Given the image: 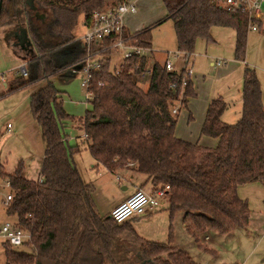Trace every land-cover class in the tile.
I'll list each match as a JSON object with an SVG mask.
<instances>
[{"label": "trees", "instance_id": "obj_1", "mask_svg": "<svg viewBox=\"0 0 264 264\" xmlns=\"http://www.w3.org/2000/svg\"><path fill=\"white\" fill-rule=\"evenodd\" d=\"M120 1L2 0L0 26L7 44L17 47L19 53L15 52L25 59V72L11 73L0 96L39 84L29 95V107L45 142L36 179L22 175L21 160L12 172L0 167V178L10 183L5 212L29 233L22 243L28 250L2 243L4 264H200L173 244L171 222L176 213H182L195 241L209 230L226 233L247 226L250 208L237 185L259 181L264 186V105L255 68L244 64L242 109L236 121L221 117L228 105L225 98L210 99L200 133L215 137L214 146L180 138L175 134L177 112L195 95L191 76L182 84L184 66L168 70L164 62H151L143 87L138 75L146 56L126 59L116 72L111 50L105 47L108 39L87 43L73 33L80 15L87 20L92 11ZM162 2L166 15L157 22L172 20L177 50L185 56L192 55L198 38L212 40L211 26L222 25L235 30L234 57L245 59L249 22L257 23L258 18L228 10L219 0ZM151 27L135 30L131 40L150 47ZM21 30L25 47L18 43ZM123 34L128 30L123 28ZM98 50L100 68L89 82L93 97L87 99L90 105L84 114L76 117L64 109V91L54 78H72L71 68ZM69 124L80 130L78 136L96 166L142 172L151 190L169 185L164 193L169 217L165 241L136 233L131 219L143 215L116 221L110 212L99 213L94 185L81 177L73 161L80 143L69 142Z\"/></svg>", "mask_w": 264, "mask_h": 264}, {"label": "crops", "instance_id": "obj_2", "mask_svg": "<svg viewBox=\"0 0 264 264\" xmlns=\"http://www.w3.org/2000/svg\"><path fill=\"white\" fill-rule=\"evenodd\" d=\"M135 4V12H126L123 15L124 28L127 29L128 32H134L135 30L154 24L166 15V9L162 0H135ZM263 22L264 11L262 9L261 18H259V21L257 22V29L253 30L257 31L260 29ZM4 30V27L0 26V72H8L11 74V72H13L16 68L25 64V59L18 55L15 50H13V48L7 44L4 38ZM250 30L251 29L249 28L248 33ZM210 32L212 36L211 41L198 38L195 42L194 50L190 57V64L192 66L191 83L193 89L195 90V95L189 97L186 101V104L182 106L180 110H178V120H176L175 125V134L178 137L206 146H214L217 141L215 137L200 133V127L210 99L212 97L222 96L228 103L225 109L231 108V106H233V108L235 107L237 110L242 109L241 89L244 64L245 62L250 64L246 61V58L256 67L257 75L261 83V99L264 105V51L260 53V57L255 56L250 58V56L247 54L249 51V34H247V52H245V59L238 60L234 57L235 30L230 26L213 25L211 26ZM259 33L261 34V31H259ZM20 34L21 40L19 42L22 46H24L26 44L24 40V32L20 31ZM263 38L264 36L261 37L260 43H264ZM179 55L181 56L179 58L183 61L184 58L180 53ZM151 57L153 58V61L156 60L153 52L150 53V58ZM260 58L261 61H258ZM182 61H179V64L174 62L175 67H173V69H181L183 67ZM217 61H219V63ZM70 79L71 78H54L55 83L59 84L63 89V94H65L66 90H69L67 84L69 83ZM5 85L6 82L1 84L0 89H4ZM38 86L39 84L36 83L30 84L26 87L16 89L0 96V100L11 99L10 101L12 103L17 102L19 104V100L24 101L22 105L20 104L21 107L11 109L13 110L12 113L10 110L7 111L4 109L3 115L0 114V139L8 133L11 135H16L17 133L23 136L25 142L30 144L32 147H29L28 152L17 154L12 153L9 149L4 151L3 147L0 148V167L4 172H12L20 160L23 163L21 172L23 176H26L25 172L29 171L32 166H37L40 171V164L44 153L45 142L39 123L33 117L29 107V95ZM222 116L223 115H221V117ZM3 117H5V123L4 119H2ZM222 119H225V121L227 120L225 117H222ZM7 122H10V127H7ZM34 143H39V154L34 151ZM120 170L122 172V176L117 174L118 180H121L118 184L127 183V185H121V188L124 190L123 194L117 199L108 203L106 213H109L114 205L130 195L136 187L140 186L144 190L151 191V184L147 180V177L144 173L131 168H123ZM146 184L147 188L145 187ZM237 193L241 198L247 200L249 206L252 204H260L261 201H264V186L259 181L238 184ZM163 202L154 211L131 219L135 231V223L140 221L142 217L146 215H158V213H161L159 210L161 209ZM179 217L182 226L180 234H185L187 241L191 239L195 244L199 245V243H205L206 240L211 238V235L207 231L202 235V237H200V242L195 241L185 228V225L182 221L181 212H179ZM154 219H156V217ZM165 224L166 226L164 232H162V228L158 229L160 235L164 234L165 232H167L165 235H168L167 220ZM136 233L139 234L137 231ZM150 233L155 234V231H150ZM213 233L216 232L213 231ZM167 235L165 239H167ZM177 242V239L173 235V244L177 247L183 248V245L181 246V243ZM4 262L5 256L4 259L0 260V264H4Z\"/></svg>", "mask_w": 264, "mask_h": 264}, {"label": "rangeland", "instance_id": "obj_3", "mask_svg": "<svg viewBox=\"0 0 264 264\" xmlns=\"http://www.w3.org/2000/svg\"><path fill=\"white\" fill-rule=\"evenodd\" d=\"M261 6L264 11V0H262ZM151 25V50L149 51V55L151 52H153L156 60L160 62H164V60L168 58L171 61L173 67H175L174 62L179 64V61L182 60L179 58L181 56L177 53L176 37L172 20L170 18H166ZM84 31L85 27L83 25V15H80L78 17L77 25L74 27L73 33L75 36H80ZM259 31H261V34ZM248 34L249 51L247 54L250 56V58L255 56L260 57V53L264 51V43H260L261 37L264 36V22L260 29L257 31L251 29ZM13 50L19 53L17 47H13ZM150 60L151 63L153 58L151 57ZM246 61L249 62L256 70V67L253 63L248 61L247 58ZM258 61H261V58ZM114 62L115 58L112 57V66H114ZM182 64L184 66V60L182 61ZM19 72L23 73L21 67L16 68L11 73ZM6 74L8 78L10 74L8 72ZM82 75V72H77V74L70 79L69 83L67 84L69 90H66L65 94L62 96L64 109L69 114H72L76 117L82 116L85 112V109L90 105L85 96L86 91L84 87L80 85V79ZM148 80L149 74H146L143 77V80L140 81L141 85L145 87L148 83ZM57 81L59 82L58 79ZM10 100L11 99L0 100V114L3 115L4 109L7 111L10 110L12 113L13 110L11 109L19 108L24 103L23 100H19V104L17 102L12 103ZM240 111L241 109L237 110L235 107L233 108V106H231V108L225 109L223 111L222 117H225L227 119L226 121L228 122H234L240 117ZM4 118L5 117L2 119ZM65 131L68 133L70 143H74L75 140L80 143V150L75 152L72 156L73 161L81 177L85 181H90L93 183V198L96 202V207L99 213L105 214L108 203L117 199L123 194L124 190L121 188V185H127V183L118 184L121 180H118L117 174L122 176V172L121 170L111 172L102 165L96 166L95 160L92 157L90 151L87 147H85L84 142H82L81 138L78 136L80 135V130L72 127L69 124ZM34 144V151L39 154V143ZM2 147L4 151L9 149L12 153L17 154L28 152L29 147L31 146L25 142L23 136L17 133L16 135H11L8 133L0 139V148ZM38 174L39 168L37 166H32L29 171L25 172V177L36 179ZM4 179V177L0 178V225L6 219L14 220V217L8 216L5 212L4 200L6 194L10 192V189L9 187L3 185ZM145 187L147 188V184ZM163 201L164 202L161 206V209L159 210L161 213H158V215H146L142 217L140 221L135 223L136 231L148 239H155L159 241L166 240L165 237L167 234L165 235V233L167 232L162 235H160L158 232L159 228H162V232H164L166 220L169 227L167 202L165 198H163ZM249 208L250 215L246 227L235 228L232 231L226 233H219L215 230H209L208 233L211 235V238L206 240L205 243H199L200 246L195 244L191 239L187 241L186 235L183 233V231L182 233L184 235L180 234L182 226L179 213H176L172 218V232L177 241L181 243V246L183 245V249H185L194 258V260L200 264H264V201H261L260 204H252L249 206ZM155 217L156 219H154ZM153 230L155 231V234L150 233V231ZM213 231L216 233H213ZM200 237H202V235H200L199 239L197 240L199 242L201 240ZM17 247L25 250L29 249L24 244H20ZM3 251V246L0 244V260L4 259Z\"/></svg>", "mask_w": 264, "mask_h": 264}, {"label": "built area", "instance_id": "obj_4", "mask_svg": "<svg viewBox=\"0 0 264 264\" xmlns=\"http://www.w3.org/2000/svg\"><path fill=\"white\" fill-rule=\"evenodd\" d=\"M219 2L228 10L246 11L251 18H260L262 12V0H219ZM135 0H122L116 4H112L103 10H94L91 12L87 20H83L85 31L82 35L78 36L81 40L90 43L94 40L104 41L108 39V47L111 50V56L115 58L114 70L118 72L122 68L124 61L134 55L146 56V66L143 71L138 75L139 80L142 81L146 74L151 70L150 55L151 50L148 46H143L134 43L131 40L133 32L129 31L128 35L123 34V15L126 12H135ZM250 29H257L255 21L249 22ZM100 50L89 52L84 59L80 62L79 67H72L71 72L76 75L77 72H82L80 85L84 87L86 99L92 98L93 93L89 88L90 80L93 72L98 71L100 68ZM184 58V75L182 84H184V77L191 76L192 66L190 64V57L185 56L183 51L177 50ZM153 62V60H152ZM219 63V61H217ZM165 66L168 70L173 69L171 61L166 58ZM24 71V65L21 66ZM131 70V68L129 69ZM7 80L6 72H0V86ZM175 88V83L171 84ZM178 109V102L172 107V112ZM10 127V122L6 123ZM3 185L9 187L10 183L8 178L3 180ZM169 188L166 184L162 188H156L151 191L144 190L141 187H136L134 191L119 203L114 205L110 210V215L116 221H123L133 216L145 215L157 209L163 202L165 190ZM11 198V193L8 192L5 196V203ZM29 239L28 231L19 227L14 220L6 219L0 225V244L8 242L12 246H18L24 241Z\"/></svg>", "mask_w": 264, "mask_h": 264}, {"label": "flooded vegetation", "instance_id": "obj_5", "mask_svg": "<svg viewBox=\"0 0 264 264\" xmlns=\"http://www.w3.org/2000/svg\"><path fill=\"white\" fill-rule=\"evenodd\" d=\"M21 31H23V30H21ZM20 40H21V34L19 33V39H18V43H19V45H21L20 42H19ZM24 40H25V42H26V38H25ZM21 46H22V45H21ZM25 46H26V44H25L23 47H25Z\"/></svg>", "mask_w": 264, "mask_h": 264}, {"label": "water", "instance_id": "obj_6", "mask_svg": "<svg viewBox=\"0 0 264 264\" xmlns=\"http://www.w3.org/2000/svg\"><path fill=\"white\" fill-rule=\"evenodd\" d=\"M1 4H2V0H0V9H1ZM24 36H25V33H24ZM25 38H26V36H25Z\"/></svg>", "mask_w": 264, "mask_h": 264}]
</instances>
